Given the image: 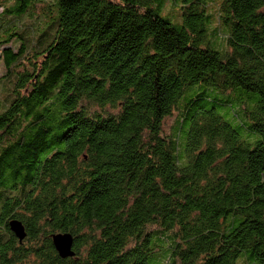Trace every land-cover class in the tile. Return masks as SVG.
I'll list each match as a JSON object with an SVG mask.
<instances>
[{
    "label": "trees",
    "instance_id": "16d2710c",
    "mask_svg": "<svg viewBox=\"0 0 264 264\" xmlns=\"http://www.w3.org/2000/svg\"><path fill=\"white\" fill-rule=\"evenodd\" d=\"M167 1L0 0V264H264V0Z\"/></svg>",
    "mask_w": 264,
    "mask_h": 264
},
{
    "label": "rangeland",
    "instance_id": "374dc122",
    "mask_svg": "<svg viewBox=\"0 0 264 264\" xmlns=\"http://www.w3.org/2000/svg\"><path fill=\"white\" fill-rule=\"evenodd\" d=\"M210 9L214 15V22H213V28H217L218 31H219V36H217V34L215 36L212 37L213 40H211L212 42H221L222 45H226V34L225 32L223 31L222 27L220 26V24L218 23V4L216 1H213L211 4H210ZM38 11H41V8H39ZM169 14V15H168ZM163 15L165 16H168L172 19V21H179L180 20V17H179V5L175 4L172 0H168L166 5H165V8H164V12H163ZM42 22L43 24V16L42 14H39L37 16V19H34L33 21H27V24H29V28L30 29H33V28H36V23L38 22ZM211 36V35H210ZM225 40V41H224ZM3 72H4V66L0 60V76L3 75ZM3 95V94H2ZM179 112L177 110L174 111L173 115L168 117L166 120H165V123H164V127H165V130L166 132H169L172 130L174 124H175V121H176V118L178 116Z\"/></svg>",
    "mask_w": 264,
    "mask_h": 264
},
{
    "label": "water",
    "instance_id": "95a60500",
    "mask_svg": "<svg viewBox=\"0 0 264 264\" xmlns=\"http://www.w3.org/2000/svg\"><path fill=\"white\" fill-rule=\"evenodd\" d=\"M10 230L15 234L20 242H22L27 236L25 227L20 221L12 220L10 222ZM52 241L61 258L65 259L75 255V252L73 251L74 238L70 233L54 234L52 236Z\"/></svg>",
    "mask_w": 264,
    "mask_h": 264
}]
</instances>
